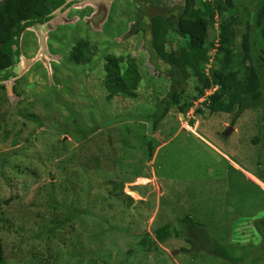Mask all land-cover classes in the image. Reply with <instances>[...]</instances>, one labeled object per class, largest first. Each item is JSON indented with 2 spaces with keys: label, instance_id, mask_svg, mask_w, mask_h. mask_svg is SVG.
Segmentation results:
<instances>
[{
  "label": "rangeland",
  "instance_id": "obj_1",
  "mask_svg": "<svg viewBox=\"0 0 264 264\" xmlns=\"http://www.w3.org/2000/svg\"><path fill=\"white\" fill-rule=\"evenodd\" d=\"M155 1L154 7H159ZM180 1L164 0V3L167 8H174ZM3 3L0 0V15L10 16V21L23 10L19 0H14L11 7ZM96 5L103 9L98 10ZM62 8L53 13L48 23L52 30L50 39L46 37L48 30L43 29L23 34L21 57L10 70L15 78L1 82L5 88L11 86L8 98L13 108L18 101L26 105L40 96L41 104L31 111L46 123L50 132L55 129V140L69 143L65 156L54 157L50 163L33 161L41 175L39 182L31 185V179H27L30 189H23L22 193L16 184L18 180L13 181L16 184L13 193L20 200L2 211L6 220L4 229L0 224L7 264H231L216 258L194 261L181 254V249L188 250L190 246L175 238L178 230L174 225L156 230L158 225L170 221L166 218L171 216L172 207L181 215H194L222 244H247V248L234 250L235 258L243 253L248 255L241 264H250L254 259L259 260L256 264H264L263 238L252 225L264 218V188L251 182L254 181L251 175L264 177V164H256L260 158L251 164L257 153L264 158V148L263 153L259 152L262 146L251 143L259 132L257 116L262 111L244 112L230 128L229 116L210 115L202 106L204 99H200L185 113L172 108L159 123L158 131L150 134L149 117L167 92L163 84L168 82L164 74L168 68L150 61L148 35L129 36L138 19L137 5L129 0H76L68 9ZM145 11H152V6ZM5 28L0 22V30ZM211 35L216 39V31ZM81 39L96 49L86 67H78L69 59L71 48ZM183 44L179 40L174 48ZM107 55L130 57L137 63L141 82L134 98L123 100L117 93L108 97L102 90L103 58ZM213 55V51L207 54L210 59L205 67L207 74ZM20 79L26 93L15 97L12 88ZM19 89L20 86L16 90ZM198 108L200 115L195 113ZM5 110L1 108L0 112ZM71 114L77 116L79 137H83L82 152L76 160L70 158L78 157L81 143L70 134H60ZM18 120L21 121L16 115L11 118L12 123ZM106 121L110 123L104 126ZM32 128L29 126L28 130ZM52 137L33 142L34 153L48 150L45 145L52 143ZM147 137L157 143L150 162L145 159ZM4 149L9 148L0 145V152ZM90 157L99 161V168L89 171L92 191L87 196L86 171L73 163L90 169L87 165ZM66 161L72 165H64ZM45 166L54 170L42 171ZM62 167H66L64 173ZM110 181L122 196L133 201L129 208L100 191L103 187L110 192L112 188L107 185ZM50 184L54 209L42 206ZM9 194V188L0 181V197ZM86 199L90 208L84 215ZM73 209L78 211L74 216ZM56 226L60 228H53ZM119 226H129L136 238L118 231ZM51 228L53 234L47 232ZM139 247L143 253L133 260V251ZM126 252L128 255L120 261L114 256Z\"/></svg>",
  "mask_w": 264,
  "mask_h": 264
},
{
  "label": "trees",
  "instance_id": "obj_2",
  "mask_svg": "<svg viewBox=\"0 0 264 264\" xmlns=\"http://www.w3.org/2000/svg\"><path fill=\"white\" fill-rule=\"evenodd\" d=\"M19 1L23 5V10L12 21H10V16L0 15V22L6 25L4 31L0 30V109H7L4 112H0V145L6 144L9 148L0 152V181L10 191L8 197H4L3 199L0 197L1 228H3V222L6 221L1 215L2 211L10 207L13 202L20 200L19 195L15 192L13 193L16 184L22 189V193H24L23 189H30L29 184L37 183L40 180L41 171H38L33 161L43 162L45 160L50 163L54 157L65 156L68 154L67 144H69L61 140H55L56 137L53 135L55 129L50 132L51 129H49L46 123L43 120L40 121L37 115L31 111L36 105L41 104L40 96L37 97V101H29L26 105L23 101H18L13 108L9 106L10 100L6 88L1 85V82H5L11 77L15 78L10 70H12L11 67L21 57V47L23 44L21 43V38L23 34L26 31L30 32L29 30L43 29L44 31L48 30L46 37L50 39L52 30H49L51 27H49L48 23L52 19L53 13L61 7H63L62 9H68L72 4L76 3V0H72V4L69 3V0ZM129 1L137 5L138 11V19L133 25V30H131L129 36L138 34L148 35L150 61L153 65L159 62L168 68L164 72L168 82H164L163 84L165 88L167 87V92L156 103L155 110L152 116L149 117L150 134L158 131L159 123L172 108L175 107L179 113H185L192 107L194 102L204 99L202 106L210 115L217 113L229 116L230 128L236 125L244 112L262 111L260 116H257L259 132L251 140V143L261 145L262 151L259 152L263 153L264 0H232V8L226 6L225 0L216 3L211 0H181L174 8H167L164 0H157L160 4L159 7H154L155 0ZM12 2L14 0H4L3 6L11 7L10 4ZM151 6L152 11L145 13L146 8H150ZM213 30L214 32L216 31V39L212 38L211 33ZM172 39L176 40L173 41ZM179 40H182L184 44L177 45L178 48L176 49L174 48V43H177ZM95 51V47H92L89 41L81 39L71 48L69 59L78 67H86L90 64ZM211 51L214 52V55L207 74L205 67L210 62L207 54ZM103 59V78L100 82L102 90L105 91L108 97L112 93H117V96L123 100L134 98L135 92L141 82V74L137 63L130 57L124 58L107 55ZM123 65L125 66L124 68L122 67ZM190 80L193 81L192 84L189 82ZM23 83L24 81L20 79L14 84L12 92L15 97L26 93L22 90ZM19 86L20 89L16 90ZM210 91L213 92L206 95ZM58 113L55 112L54 114L58 115ZM195 113L200 115V109H196ZM15 115L20 117L21 121L18 120L12 123L11 118ZM67 119H69V122L63 123L62 126L65 129H62L60 134H70L74 141L79 144L81 143L78 157L72 156L70 158L76 160L82 152L83 137H79V129L77 128L79 125L76 124L78 122L77 116L71 114ZM107 123H110V121H106L104 126ZM29 126L33 127L32 130H28ZM46 136H53L50 145L44 144L48 150H44L43 154L34 153L33 142L36 140L42 141ZM30 137L33 138L30 139ZM145 147V159L147 162H150L154 157L157 143L151 137H147ZM260 156L257 153L255 158L252 159L251 164H254L260 158V160L256 161V164L259 165L261 163L263 165L264 158ZM88 161L89 164L87 163V165L90 169L86 168V165L83 166L79 163H73V165L77 164L81 168V171H86L84 174H87L88 186L84 191L87 196H90L91 193L89 194V191H92V187L90 186L92 180L89 177V171L92 168H96L97 170L99 168V161L91 157ZM68 163L72 165L70 161H66L64 165H69ZM46 168H48V172L50 169V173L54 170L52 166H45L42 171ZM56 168L59 169L60 164ZM65 171L66 167H62L61 172L64 173ZM259 176L262 175L257 174L254 177L264 185V177ZM27 179H31V183L27 184ZM15 180H18L16 184L13 182ZM113 183V181L107 183L112 188L110 192H105L106 189L103 187L100 188V191L106 193L111 200L115 199L117 202L124 204L126 208H129L133 204V201L127 196H122ZM49 186L51 187L42 206L47 205L54 209L53 202L55 198L53 197V187L51 184ZM85 204L86 206L88 205L87 199ZM88 208L90 207L87 206L84 215L89 213ZM171 210V216L168 215L166 218H170V221L168 219L167 222H163L160 226L158 225L156 230L169 224L174 225L178 230L174 235L175 238H179L190 246L188 250L181 249V254L190 256L194 261L216 258L231 264H237L238 262L241 264V261L243 262L248 257L246 253H243L242 256L235 258L234 254V250L236 249L240 250L241 248L249 247L247 244L242 246L222 244L212 236V233H210L205 224L198 221L194 215H189V213L181 215L173 207ZM72 211V216L78 212L75 209ZM53 224H57V222ZM58 225L60 224L58 223ZM252 225L256 230L255 232L261 235L263 238L262 242L264 243V218L253 221ZM8 228L11 227L9 226ZM53 228L59 229L60 227L56 226ZM117 229L121 233H127L126 235L130 238H136V236L132 237L133 231L129 226H119ZM47 232L53 234V229L51 228ZM138 241H140V238ZM49 243L50 239H47V244ZM139 249L140 247L134 249L133 253H135V256L133 260L138 258L137 255L141 257L142 254L140 252L142 250ZM129 252L131 253L132 251ZM126 255H128V252L125 254L116 253L114 256L120 261V258ZM258 262V259H254V262L250 264ZM0 264H7L1 236ZM127 264H131V262Z\"/></svg>",
  "mask_w": 264,
  "mask_h": 264
},
{
  "label": "water",
  "instance_id": "obj_3",
  "mask_svg": "<svg viewBox=\"0 0 264 264\" xmlns=\"http://www.w3.org/2000/svg\"><path fill=\"white\" fill-rule=\"evenodd\" d=\"M225 4L228 8H232V6H233L231 0H225ZM93 23L95 24V20H93ZM6 91H7L8 97L10 98V96H11V86L10 85L6 88Z\"/></svg>",
  "mask_w": 264,
  "mask_h": 264
},
{
  "label": "crops",
  "instance_id": "obj_4",
  "mask_svg": "<svg viewBox=\"0 0 264 264\" xmlns=\"http://www.w3.org/2000/svg\"><path fill=\"white\" fill-rule=\"evenodd\" d=\"M247 176H248V174H247ZM251 176H252V175H251ZM251 178H252V180H254V181H251L252 183L255 182L257 185H259V186H261V187L264 188V185H262L259 181H257L253 176H252ZM241 246H242V245H241Z\"/></svg>",
  "mask_w": 264,
  "mask_h": 264
},
{
  "label": "clouds",
  "instance_id": "obj_5",
  "mask_svg": "<svg viewBox=\"0 0 264 264\" xmlns=\"http://www.w3.org/2000/svg\"><path fill=\"white\" fill-rule=\"evenodd\" d=\"M100 8H102V7L100 6ZM100 8L97 6V9H98V10H99ZM102 9H103V8H102ZM104 10H106V9H104ZM45 50H46V49H45ZM15 65H16V64H15ZM15 65H14V66H15ZM14 66H13V67H14ZM13 67H11V68H13ZM11 68H9V69H11ZM246 174H249V173L246 172ZM249 175H251V174H249ZM253 177H254V176H253ZM254 178H255V177H254ZM255 179H256V178H255ZM256 180H257V179H256ZM257 181H258V180H257ZM253 183H254V182H253ZM262 185H263V184H262Z\"/></svg>",
  "mask_w": 264,
  "mask_h": 264
}]
</instances>
